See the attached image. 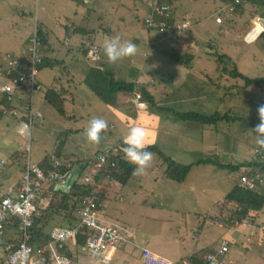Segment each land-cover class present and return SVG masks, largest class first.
Listing matches in <instances>:
<instances>
[{"label": "rangeland", "instance_id": "1", "mask_svg": "<svg viewBox=\"0 0 264 264\" xmlns=\"http://www.w3.org/2000/svg\"><path fill=\"white\" fill-rule=\"evenodd\" d=\"M221 1L223 3L218 0H176L174 11L178 15L186 16L188 20L185 22H188V25L182 26L181 34L174 37L172 30L163 33L147 27L146 19L151 13V3L149 4L147 0H0V54L13 50L21 42L24 44L33 33L36 24L46 25L49 32L50 45L43 49L42 55H47L54 59L53 61L65 55L67 56L65 64L70 68L73 66L74 59H79L81 69L93 63H90L84 54L76 49L86 37L77 30L78 27L91 30L90 37L92 36L101 48L107 39L116 35H119L122 40L134 42L138 51L131 58L135 59L132 61L131 58H125L127 63L122 64V68L132 74L139 67L141 72L144 68L141 66H144L146 62V73L155 67L160 70L163 65L162 59L168 54L171 56L173 47L180 49L178 50L180 55L191 52L197 66L205 62L208 67L209 80L214 81L209 86L202 85V88L207 89V96L204 100L205 95L201 94L200 101L204 100V103L199 105L197 111L204 110V108L212 110L213 105L217 110L226 111V105L233 103L238 107L233 108L231 114L240 116L242 120L219 123L220 128L210 136L205 135L200 139L195 135L185 137V131L184 133L181 131L183 121L178 117L175 118L169 107H165L160 113L165 118L176 121V132L174 131L171 138H168L169 142H167V137L162 135L156 144L166 155L184 164H191L215 153L220 154L223 162H249L258 157L261 150L256 144V134L252 131L259 124L257 119H253L252 107L253 104L257 106V101L263 100L255 101L254 98L256 96L263 98L264 95L260 86L255 83L247 85L241 79H238L240 85L234 91L229 90V86L235 84L236 80L228 73L218 70L220 64L214 53L224 52L231 56L232 61L227 60L229 70L236 65L240 72L250 77H264V39L248 42L246 36L255 25L250 22L251 13L248 11L243 14L233 13L234 6L228 4V0ZM218 6L220 22L217 17L215 20L214 16ZM216 21L223 24H217ZM167 22L174 29L172 21L168 19ZM144 52L149 54L148 58L143 56ZM65 64L56 61L46 66L42 72V78L47 74L46 78L50 82L61 86L60 79L65 78L63 75L68 69ZM97 68L103 69V66L99 65ZM193 75L197 78L195 82H205L197 71L193 72ZM163 81L162 76L159 75L155 86H163ZM167 81L169 82V79ZM45 82L48 83L47 80ZM223 85H228V90L227 88L224 90ZM188 88L199 92L201 87L196 90L189 85ZM214 88L219 89L220 93L217 95L219 100L224 94L223 105L220 101L212 103L211 95L215 96V93H212ZM253 89H257L259 93L252 95ZM87 100L90 101L89 95L84 96V101ZM177 106L180 108L181 104ZM242 114L248 115L244 117ZM50 126L44 122L42 125L37 123L32 128L28 147H31L33 163L41 162L45 155L59 148L56 144L57 134L50 129ZM19 137L21 135L13 129L9 117H3L0 120V156L8 162L5 166L3 165L5 172L0 174V186H6L9 181L12 183L24 173L23 166L26 165L28 151H24L22 144H19ZM228 137H230L229 140ZM73 139L80 144L86 142L83 134L75 135ZM74 141H70L72 149H74ZM224 141L237 144L236 151L241 154L226 157V150L220 147ZM90 147L91 144L87 142L86 153L89 152ZM16 150H19L20 156H23L21 162L15 161L13 152ZM152 153L154 158L146 174L133 176L127 186L115 182V188L107 194L105 202L107 209H110L107 210V214L112 216L111 212L114 213L112 222L122 225L127 235L130 232L136 236L137 240L148 242L154 248L159 249V252L174 258L183 256L194 248L211 247L226 231L238 229L239 223L232 222V220L229 221L230 223L223 222L225 226L219 227V221L214 217L220 213L216 203L224 199L233 186L232 177L239 176V172H232L228 168H221L214 164L195 165V172L187 178L185 183L179 184V182L166 179L169 184L163 187L157 186L155 180L163 179L167 164L157 152ZM244 156L246 157L243 159ZM212 157L215 158V156ZM193 184L198 186L196 189L198 199L193 196L195 202L198 201L191 207L194 211L181 212L180 210H188V206L183 205L181 200L186 195L185 191ZM180 185L183 186L184 191L179 190ZM156 186L160 196L158 201L151 198ZM13 192H16V189H13ZM121 195H124L128 202L121 201ZM145 202H149L147 206L144 205ZM258 214L260 212L255 213L256 218ZM205 216H208V221L203 223ZM256 231L257 234L253 235V238L258 239L261 251L258 250V241L250 243L247 253H242L240 256L235 255L240 264H264V235L259 233L258 229ZM259 237H263V240ZM127 248L131 249V246L128 244ZM1 262L4 263L0 258ZM130 262H132L130 257L125 256L115 264H130Z\"/></svg>", "mask_w": 264, "mask_h": 264}, {"label": "crops", "instance_id": "2", "mask_svg": "<svg viewBox=\"0 0 264 264\" xmlns=\"http://www.w3.org/2000/svg\"><path fill=\"white\" fill-rule=\"evenodd\" d=\"M218 1L222 2L221 0H218ZM147 2L149 4L151 3L150 0H147ZM255 9L256 8L250 5H246L245 12L248 11V13L249 12L253 13ZM259 11L264 12V8H260ZM260 12H256L255 16H260L264 18V16H262ZM219 13L220 12H219V6H218L216 9V13L214 15L215 20H216V17L219 16ZM173 16L179 21L188 20L185 18L186 16H181V15L176 14V11H174V9H173ZM254 18H251L250 22L254 23L253 21ZM216 23L223 24V23H218L217 21ZM38 25L39 24L35 25L34 31L37 29ZM147 27L149 29H156V28L149 27L148 25ZM32 34L30 35V37L32 36ZM30 37L26 39L24 44L21 42L17 46H15L13 50H10L8 52L15 53L18 55H26L25 52L27 51ZM89 39H91V41L94 44H96L95 41L92 39V36L90 37L89 35V37L83 38V40L80 42V45L76 49L80 50V52L84 54L86 59L90 61V59L87 57V54L83 53L82 51L84 50L82 49L83 46H85L87 40ZM210 46L213 47V45L211 44ZM99 48L101 50L100 60H98L97 62H93V63H91L92 61H90L91 65L90 66L86 65V68L84 67V69L80 68L81 65L78 63L79 59H74L73 66L71 65L72 68L68 67V65L65 64L67 62V56L64 55L63 57H61V59H57L56 61L58 63L61 61V63L65 64L68 67V69H66L63 75L65 78L60 79L61 86H57L54 82H50L46 78L47 74L44 76V78H42V72L46 66L41 65L40 72L37 78H38V81L43 85V90L33 91L32 93L26 90L17 92L15 99L12 101L7 100L4 94L0 90V99L5 98L11 105V107L8 110V113L5 116L9 117V122L13 124V129L17 133L19 132L16 130L15 127L22 120L26 119L25 110H24L25 105L31 104V107L34 109L35 112H40L42 114L40 118L38 117L35 120L34 125H36L37 123L42 125L44 122L51 125L50 129L55 131L57 134L56 144H58L59 146L58 149H56L54 152L50 154L45 155L44 158L46 156H51L53 160L58 159L62 161L66 166L68 165L72 166L74 164L72 168V173L76 172L75 167H77L78 169L79 166L83 167L84 168L83 170L88 171V166L90 165V163H92V161L94 160L98 152L101 153V151L105 152L107 150L116 148L120 142H123L124 136L128 133V130L134 126H142L146 130L147 132L146 144L147 145L156 144L157 142L160 141V137L162 135L166 136L167 142H169L170 140H168V138H171L172 136L171 134H174V131L176 132L175 127L177 124H176V121L173 122L172 119L165 118L163 115H161L160 112L164 109H161L160 107H164V108L169 107L174 110L180 109V108L181 109L199 108V105L204 103V100H206V96H207V89L202 88L203 87L202 85L209 86V84H212L214 82L212 80H209L208 67L206 66L205 62H202L201 64L197 66L196 63L194 62V58L189 64H187V63H184V62L182 63V62H179L173 59L170 56V54H168L165 58L162 59L163 65L160 70L157 69V67H155L152 71H149L148 73H146L147 62L145 61L146 63L144 64V66H141V68L144 67L143 70L140 72V67H139L136 70H134L132 74L128 72L126 69L122 68L123 62H126L125 60L118 61L115 64H110L107 62V58L104 55L103 48H101V46H99ZM8 52L6 51L4 53H8ZM143 56L148 58L149 54L144 52ZM99 65L103 66V69L97 68L99 67ZM47 66H50V65H47ZM96 69H98V71ZM195 71H197L200 74V76L203 78V80H205L204 83L195 82V79H197L193 75V72ZM159 75L162 76L164 80L163 86H155L156 78ZM112 79L118 82H131L132 81L136 84V89L134 91H127V90L113 91L111 89ZM167 79H169V82L167 81ZM46 80L48 81V83L45 82ZM56 83L58 84V81ZM189 85L194 87L196 90L199 89L200 87L201 88L199 89V92H198V90L194 91L188 88ZM239 85H240V82H238L237 86H234L231 89V91H234ZM259 86H260L259 88L262 90L263 95H264V85H259ZM53 87L57 91L62 92L65 96L66 115L59 114L46 101V98H45L46 91L47 89H50ZM141 89H145L148 91V93L153 97V102L155 101L154 104L145 100L142 96L139 101L135 99L136 94L141 95V92H142ZM212 93H215L213 100L215 99L214 101L216 103L218 101H222V97L224 96V94H222V97L220 96V100H219V97L217 96L218 93H220L219 89L214 88ZM257 93H259L257 89H253L251 92L252 95H255ZM201 94L205 95L204 96L205 98L202 101H200ZM85 95L90 96V101L89 100H87L86 102L84 101ZM257 97L259 96H256L254 99H256ZM178 104H181L180 108H178L177 106ZM233 106L236 108L238 107L236 104H233ZM257 106L253 104V107H252L254 111L253 119H257V121L260 123V116L258 112V109L260 106L259 107ZM212 107H213L212 110L211 108L210 109L204 108V110H200V111L205 114H212L214 111V108H216L215 106H212ZM12 110L16 111L17 114H13L11 112ZM249 111L251 113V110ZM247 115L245 116L247 117ZM173 116L177 118L175 115ZM93 117H99V118H103L107 120L109 127L106 132L101 134L102 135L101 143L98 145L91 144L89 152L86 153L85 147H86L87 141L84 144H80V142L79 143L75 142L73 137L79 134L84 135V130L87 128L90 119ZM233 117L234 116H232V118ZM182 124H183L182 125L183 127L181 128V131L182 133H184L185 131V137H190L192 135H195V136H198L199 139L205 135L210 136L215 130L220 128L218 124L217 125L215 124L203 125L200 123L191 124V123H184V122H182ZM253 125H257V124H253ZM224 129L225 127L223 125V130ZM178 137L181 138L182 136L178 135ZM19 138H20L19 144L20 145L22 144V146L24 147V151H29V155L32 160L31 147L30 148L28 147L29 148L28 150L26 146L28 145L29 141H27L22 135ZM229 138L230 137H228V140ZM62 141H64L63 144H62ZM70 141H74L73 142L74 149L70 147ZM220 147L223 150H226V157L233 156L235 154H241L239 151H236L237 144L233 142L224 141L223 143L220 144ZM56 151H59L60 155L57 156V154H54ZM16 152H20V151L16 150L13 152V154ZM218 155L220 156V154ZM245 157L246 156L242 158L244 159ZM1 158L2 157L0 156V159ZM2 159H5V158H2ZM7 162L8 161L6 160L5 164H7ZM41 162L39 163L35 162V163L40 164ZM227 163H231V162H227ZM239 163H245V162H239ZM5 164H1L0 162V174H3V172H5L3 169V165L5 166ZM235 164H238V163H235ZM194 168L195 166L192 168L188 177L192 176V174L195 172ZM242 169L243 168H241V170L239 171L240 173L242 172ZM21 179H22V175L15 181H13L12 183H10L9 181L7 182L6 186H0V196H3L7 193H15L13 192V189H16L17 191L21 183ZM166 179L167 178L164 177V175H163L162 180L157 178L155 180L157 183V186L163 187V185L169 184L167 183L168 182L167 180L169 179L167 180ZM232 179L234 180V183H233V186H234L237 180L236 176L232 177ZM129 181H127L126 183H121V184L123 186H127ZM115 182L116 181H110V184L104 190L105 200L103 202V206L99 210L101 219L106 223H112V224H117L111 221L113 219L114 213L111 212L112 216L110 214H107V210H110V209H107L105 201H106L107 194L109 193V191L115 188ZM183 183L185 182H182L179 184H183ZM157 186L154 188V191L151 197V198H155L156 201L160 200V196L158 195L159 193H157V189H156ZM180 186L181 187L179 190L184 191L183 186L182 185ZM63 187H66V186L55 185L54 189L58 190V189H62ZM197 187H198L197 185L193 184L190 186V188L187 191H185L186 195L182 198L181 203H183V205L185 206L187 205L188 210H180L181 212L194 211L192 210L191 207L193 206L194 203H197L198 201L196 200L195 202V198L193 197V196L196 197ZM48 188L49 187H47V189L44 190L45 197L47 199V204L48 202H50L51 197H52V192L49 191ZM120 197H121V201L128 202V199L124 195H121ZM196 199H198V197H196ZM148 203L149 202H145L144 205L147 206ZM261 212L264 213V209ZM261 212L260 214L257 215V218L255 216V213H252L251 218L248 220H244L243 222H237V221L232 220V222L239 223L237 230L226 231L220 237V240H218L217 243L211 247L194 248L186 252L183 256H179L178 258H174L172 256L159 252L160 251L159 249L154 248L148 242L137 240L136 236L129 232L127 235L129 238V242L122 244L119 247V249L115 252L109 264L119 263V260L125 256L130 257V260L132 261L130 262V264H146L142 256L143 249H149L153 253L159 255L160 257H163L169 261H174L179 264L183 259H186L187 257L192 256V254H199L201 255V257L202 256L205 257L207 253L212 252V251H217V249L220 247V242L222 239H227L229 241L230 249L228 253L226 254V258L229 264H240L237 261V257L235 255L240 256L242 253L243 254L247 253L249 251L248 245L254 241L257 243L258 239L253 238V235L257 234V231H256L257 229L259 230V233L264 235V217H263L264 214H262ZM57 218L59 222L62 221V217H57ZM214 218H217V220L219 221V227L225 226L223 222L230 223L229 221H231V220H226L225 216L224 215L221 216L220 213ZM207 219H208V216L207 217L205 216L203 223L207 222L208 221ZM117 225L122 227V225L120 224H117ZM200 230H202V228H200ZM259 238L263 240V237H259ZM128 244L131 246V249L127 248ZM257 246L260 252L261 248L259 247V241L257 243ZM78 260L81 261L82 264L89 263V257L86 254L80 255ZM105 264H108V263H105Z\"/></svg>", "mask_w": 264, "mask_h": 264}, {"label": "trees", "instance_id": "3", "mask_svg": "<svg viewBox=\"0 0 264 264\" xmlns=\"http://www.w3.org/2000/svg\"><path fill=\"white\" fill-rule=\"evenodd\" d=\"M150 1L152 4V0ZM160 1L162 3H167L171 6V12H172L171 16L173 18H170V20L172 21L174 26V29L172 28L173 36L174 37L179 36L181 34L180 31L182 30L181 25L184 23V20L179 21L173 16L174 3L176 2V0H160ZM228 4L234 6L233 7L234 13H240V14H243L245 12L246 5H250L256 8L255 11L251 13L252 18L255 17L256 12H260L259 11L260 8H264V0H239L238 2L236 0H228ZM150 11H152V6ZM260 14L264 16L263 11H261ZM77 30L82 32L86 37H89L90 35L89 33H91V30L82 27H78ZM170 30L171 29H169L168 32H171ZM37 33L41 38L40 51H41V56L43 58L42 66L51 65L56 61H53L54 59L52 60V58L48 57L45 54L44 56L42 55L43 49H45V47H49L50 45L49 32L47 26L43 24H39L37 27ZM260 38L264 39V31L260 34V36L257 39ZM88 44L96 45L91 41V39L87 40L85 46H83L82 48L84 49L82 51L85 54L88 53ZM97 47L99 48V46ZM217 53L214 54L217 56L218 64H220L218 65V69L223 73L225 72L228 73L236 80L235 84L229 86V90H231L234 86H237L239 82L238 79H241L242 81L246 82L247 85H250L252 83L257 84L258 86L264 85V77H256V78L250 77L244 74L243 72H240L236 65L234 66L233 69L229 70L227 66V60L232 61L230 55H227V53L224 52L222 53L217 52ZM171 56L175 60L187 64H189L194 58V55L191 52H188L185 55H180L178 53L177 48L175 47H173ZM222 88L224 90L225 88H227L228 90V85H223ZM111 89L113 91H117V90L134 91L136 89V84L132 81L118 82L112 79ZM141 90H142L141 96L145 100L154 104L155 101L153 102V97L148 93V91L145 89H141ZM45 98L47 103L50 106H52L59 114L66 115V106H65L66 99L62 92L57 91L54 87L47 89ZM257 99H261L263 101L258 102ZM211 100L212 103L215 100V99L213 100L212 95H211ZM254 100L257 101L258 106L264 105V98H256ZM220 103L221 105H223L224 102L220 101ZM0 104H1L0 105V120H1L8 113V110L11 107V105L5 98L0 99ZM160 108L165 109L164 107H160ZM233 108L236 107L233 106V103H230L226 105V111L217 110V108H214V110L215 109L216 110L212 114H205L201 111H197L198 110L197 108H195V110H187V111H176L172 108H169V110L170 112H173L174 115L184 123H191V124L200 123L203 125H211V124L217 125L219 123L224 124L225 121L231 123L242 120L240 116L238 117L231 114ZM242 115L246 117L244 114ZM232 116L234 117L232 118ZM63 143L64 141H62V144ZM123 146H124L123 142H120L117 145L118 150L113 151L111 149L107 161L105 162L103 167H101L99 174L94 177V181L97 184H100V186L98 185L94 186L84 181V175L87 173V171L83 170L84 168L81 166H79L78 169L77 167H75L76 172L73 171L74 173H72V168L74 164L69 167L66 165H63L61 167L62 172L71 173L70 175L77 173L79 170H81V173L79 174L78 179L74 180L70 188L66 190L63 189L55 190L54 183H48L45 185V189L49 187L48 188L49 191L52 192V197L48 205L46 207L39 208L38 213L34 215L33 224L28 229V233L30 236L28 241L29 244H31L35 248L40 247L50 242L51 231L54 227L56 226L70 227L78 224L80 221L79 210L85 204L84 202L85 196L88 195L91 191H95L98 196V202H99L98 209L100 210L105 200L104 190L110 184V181L126 183L132 178L133 176L132 171L134 165L127 163L123 159L124 154L121 151V148ZM147 150L151 152H157L159 157L163 158L164 161L166 162L167 167L165 168L163 174L164 177L179 183L186 181L188 175L190 174L192 168L195 165L214 164L221 168H228L232 172H239L241 168H243L242 172L241 173L239 172L240 173L239 176L236 177L237 179L236 184L233 186V188L225 195L223 200L218 201L216 203L217 207H219L220 209V215L221 216L224 215L226 220L243 222L244 220L250 219L252 213H258L264 209V150H260V152L258 153L259 154L258 157H256L254 160L245 163H238V164L223 162L220 156L216 153L212 154V156H215V158L209 155L208 157H202L191 164H184L176 160L175 158L166 155L165 152H163L157 144L148 145ZM99 153L100 152H98L97 154ZM20 154H21L20 152H16L14 154V158L16 159V162L17 161L21 162V160L23 159V156L22 155L20 156ZM54 154H57V156L60 155L59 151H56ZM50 157L51 156H46L43 159V161L38 165H40L44 169L51 168L53 166L52 163L53 158ZM23 167H24L23 170L25 171V164ZM247 169H251L249 171L251 175L257 176L259 174L261 176V179L259 178L257 179L256 185L253 188H246V187L244 188L240 186V184L238 183L240 177L246 173ZM3 196H0V199ZM57 217H62V221L59 222ZM22 226L23 224L20 222L18 218L13 217L6 221L3 242L0 244V258L2 259V261H4V263L1 262L0 264H5L6 262L5 259L8 255L7 246L9 244L17 245L19 242L23 240L24 230ZM93 233H94L93 230L89 228H83L77 234L75 240L68 241L65 244L62 252L68 254L74 260H78L79 256L83 254L82 247L86 244L87 238ZM226 254H225V258H226ZM187 258H189L191 264H208L205 258L203 256L201 257V255L199 254H192V256Z\"/></svg>", "mask_w": 264, "mask_h": 264}, {"label": "built area", "instance_id": "4", "mask_svg": "<svg viewBox=\"0 0 264 264\" xmlns=\"http://www.w3.org/2000/svg\"><path fill=\"white\" fill-rule=\"evenodd\" d=\"M237 2L239 0H236ZM152 11L146 19L149 27L159 29L160 31L172 30L168 25V19L171 16V6L162 3L160 0H152ZM217 20L220 22L221 17ZM254 26L247 34L248 42L256 41L260 34L264 31V18L255 16ZM185 22L181 27H186ZM41 38L34 31L29 40L26 55H18L15 53L0 54V90L7 100L15 99L17 92L21 91H41L43 85L38 81V75L43 62L40 51ZM87 57L92 62H97L101 57V50L93 44H88ZM140 94H136V100L139 101ZM26 119L22 120L16 129L27 141H30L32 127L35 120L42 114L35 112L31 104L24 106ZM17 114L16 111H11ZM27 149L28 148V145ZM113 151L118 148L112 149ZM110 150L96 155L92 163L88 166V171L84 175V181L91 185H98L94 181V177L100 172L101 167L107 161ZM1 164H5V159H0ZM53 166L44 169L40 165L33 163L30 158L29 151L27 153V162L25 171L21 179V183L15 193H8L0 199V244L3 242L5 234V223L10 218H18L23 224V240L16 244L7 246L8 255L7 264H82L79 260H74L71 256L63 253L62 250L68 241L75 240L77 234L83 228H89L94 231L90 235L86 244L82 247L83 255L89 257L88 264H105L110 263L115 252L122 244L128 243L129 238L125 229L117 224L104 222L99 213L98 196L95 191H91L84 198V206L79 210L80 221L78 224L70 227L56 226L52 229L50 242L35 248L29 244L28 229L32 226L34 215L38 213L39 208H43L47 199L43 194L45 185L54 183L55 185L66 186L71 173H64L61 167L65 165L58 159L53 160ZM70 165H68L69 167ZM251 169H247L246 173L240 177L239 184L242 187L253 188L257 179L261 176L251 175ZM14 247V248H12ZM230 245L227 239H222L220 247L217 251L209 252L205 255L208 264H228L225 254L229 251ZM143 260L146 264H178L169 261L159 255L153 253L149 249H143ZM179 264H191L189 258L183 259Z\"/></svg>", "mask_w": 264, "mask_h": 264}, {"label": "clouds", "instance_id": "5", "mask_svg": "<svg viewBox=\"0 0 264 264\" xmlns=\"http://www.w3.org/2000/svg\"><path fill=\"white\" fill-rule=\"evenodd\" d=\"M104 55L107 62L115 64L125 58H131L137 54V45L131 40H122L119 35L107 39L103 45ZM260 116V123L252 129L256 134V144L258 148L264 150V105L258 109ZM109 127L108 121L93 117L90 119L87 128L84 130L86 141L90 144L98 145L102 140V133L106 132ZM147 132L142 126H134L128 130L124 136L121 148L123 152V159L134 165L132 175L139 176L147 173L151 167L154 154L147 150L146 144Z\"/></svg>", "mask_w": 264, "mask_h": 264}, {"label": "water", "instance_id": "6", "mask_svg": "<svg viewBox=\"0 0 264 264\" xmlns=\"http://www.w3.org/2000/svg\"><path fill=\"white\" fill-rule=\"evenodd\" d=\"M80 173H81V170H79L77 173H75V174H73V175H70V177L68 178V181H67L66 187H63L64 190L70 188V186L72 185V183L74 182V180L78 179ZM68 186H69V187H68ZM63 188H62V189H63Z\"/></svg>", "mask_w": 264, "mask_h": 264}, {"label": "bare ground", "instance_id": "7", "mask_svg": "<svg viewBox=\"0 0 264 264\" xmlns=\"http://www.w3.org/2000/svg\"><path fill=\"white\" fill-rule=\"evenodd\" d=\"M43 194L45 195L44 191H43ZM49 203V202H48ZM48 204L46 203V205L44 207H46Z\"/></svg>", "mask_w": 264, "mask_h": 264}]
</instances>
